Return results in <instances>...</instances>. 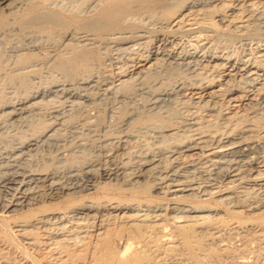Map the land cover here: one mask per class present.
<instances>
[{"label":"bare ground","instance_id":"6f19581e","mask_svg":"<svg viewBox=\"0 0 264 264\" xmlns=\"http://www.w3.org/2000/svg\"><path fill=\"white\" fill-rule=\"evenodd\" d=\"M0 264H264V0H0Z\"/></svg>","mask_w":264,"mask_h":264}]
</instances>
